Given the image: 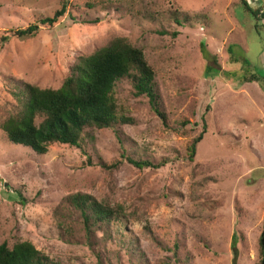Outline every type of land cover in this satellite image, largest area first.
Wrapping results in <instances>:
<instances>
[{"label":"rangeland","instance_id":"374dc122","mask_svg":"<svg viewBox=\"0 0 264 264\" xmlns=\"http://www.w3.org/2000/svg\"><path fill=\"white\" fill-rule=\"evenodd\" d=\"M245 1L249 11L240 0H0V37L10 40L0 44V125L18 111L14 80L58 89L78 57L115 38L142 50L165 118L122 79L113 97L131 122L86 129V156L59 144L37 155L0 129V245L29 242L59 264H260L264 18L251 10L264 14V0ZM63 3L54 26L11 37ZM122 154L166 163L136 169ZM76 194L119 205L124 217L88 238L68 202Z\"/></svg>","mask_w":264,"mask_h":264},{"label":"trees","instance_id":"16d2710c","mask_svg":"<svg viewBox=\"0 0 264 264\" xmlns=\"http://www.w3.org/2000/svg\"><path fill=\"white\" fill-rule=\"evenodd\" d=\"M249 11L245 0H240ZM67 6L54 12L51 17L39 18L36 24L25 29L11 32L12 38L33 36L39 26H54L66 13ZM254 18H261L260 9L251 10ZM187 21V20H185ZM98 21H84L96 24ZM178 23V22H177ZM258 25L255 26L257 30ZM174 36L177 34H173ZM8 36L0 37L1 46L8 44ZM231 55V52H230ZM215 64V61H214ZM131 81L134 95L148 99L151 110L165 122L164 115L158 110V96L155 91L154 71L147 64L141 49L131 45L124 38H115L106 46L94 51L89 56H80L69 68L68 73L58 89H41L34 85L13 81L12 95L18 104V111L0 125L1 131L11 145L29 148L37 155L47 153L49 146L66 145L83 151V135L86 129H114L121 122L129 124L131 120L118 116L113 90L117 81ZM255 81L253 76L243 79L242 83ZM202 132L187 146V159L192 162L197 144L202 140ZM119 140V138H117ZM120 141V140H119ZM128 164L136 169H159L166 161L153 164L148 161H136L122 154ZM90 165V160L87 158ZM116 166H105L110 169ZM68 202L79 213L85 234L90 238L91 227L97 224L118 222L124 217L123 208L114 207L105 202H98L89 195L76 194ZM90 244V241H89ZM260 264L264 258V221L258 239ZM0 264H59L43 255L29 242H19L11 248L5 243L0 245Z\"/></svg>","mask_w":264,"mask_h":264},{"label":"water","instance_id":"95a60500","mask_svg":"<svg viewBox=\"0 0 264 264\" xmlns=\"http://www.w3.org/2000/svg\"><path fill=\"white\" fill-rule=\"evenodd\" d=\"M261 18H264V14L261 15Z\"/></svg>","mask_w":264,"mask_h":264}]
</instances>
